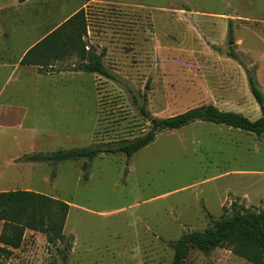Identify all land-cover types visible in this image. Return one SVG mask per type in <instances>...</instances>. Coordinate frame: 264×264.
Segmentation results:
<instances>
[{"label":"rangeland","instance_id":"374dc122","mask_svg":"<svg viewBox=\"0 0 264 264\" xmlns=\"http://www.w3.org/2000/svg\"><path fill=\"white\" fill-rule=\"evenodd\" d=\"M105 1L81 9V40L114 80L88 73L51 79L43 66L31 84L0 86V192L29 191L69 208L63 242L24 228L18 248L0 243L8 250L0 264H169L168 243L183 233L235 210L264 211V135L213 123L162 131L129 159L17 161L132 139L148 132V115L201 105L260 117L245 69L264 94V0ZM46 48L47 62L61 50ZM66 49L57 68L78 61L64 39ZM183 264L255 263L224 247L191 250Z\"/></svg>","mask_w":264,"mask_h":264},{"label":"trees","instance_id":"16d2710c","mask_svg":"<svg viewBox=\"0 0 264 264\" xmlns=\"http://www.w3.org/2000/svg\"><path fill=\"white\" fill-rule=\"evenodd\" d=\"M81 1L88 2L90 0ZM85 32L84 12L79 10L52 34L35 45L22 62H30L40 66L39 70H42L43 66H48L46 46L53 38L63 35L66 44L75 51L78 57L76 65L70 71L97 74L114 80L105 68L101 54L86 50V45L81 40ZM32 54H38L39 57L29 60ZM231 57L239 61L236 55ZM53 71V69L47 68L44 73ZM245 71L250 93L260 112V117L255 120H250L238 112L219 110L212 104L201 105L166 118H153L148 132L132 139L94 144L80 149L31 153L20 157L17 161L23 163L89 161L101 155L118 153L129 159L134 153L151 144L158 133L181 129L195 122L213 123L260 137L264 135V94L251 71L248 69ZM140 111L145 113L144 106H141ZM68 211V204L37 193L29 191L0 192V222L2 223L0 243L11 248H18L24 228L48 234L49 242L54 239L63 242L65 239L63 228ZM168 245L173 251L169 264H183L191 250L209 254L216 248L224 247L231 248L234 254L255 264H264V211L254 213L235 210L229 216L224 215L211 220L208 229L183 233ZM65 248L68 249L67 246ZM0 251L7 253L8 250L0 247Z\"/></svg>","mask_w":264,"mask_h":264},{"label":"crops","instance_id":"0c3cea01","mask_svg":"<svg viewBox=\"0 0 264 264\" xmlns=\"http://www.w3.org/2000/svg\"><path fill=\"white\" fill-rule=\"evenodd\" d=\"M105 3V0H92ZM88 3L81 0H0V86L11 82L21 84V82L37 81L43 74H39L40 66L30 62L23 63L26 54L41 40L52 34L61 25L68 21L75 13L85 9ZM59 6V8H58ZM59 12L57 11V8ZM61 12H64L61 13ZM61 43L59 44V41ZM57 50L56 57L48 61L46 70L53 69V72H45L51 79H62L65 73L83 74V72L70 71L77 62L66 66L65 69L57 68V63L67 62L68 59L61 58L68 50H64V36L53 38L50 42ZM35 54L29 60L35 59ZM72 61H76L75 55L70 54ZM37 69V71H34ZM97 75V74H93ZM27 84V83H25ZM3 109L9 110L3 106ZM9 112V111H8Z\"/></svg>","mask_w":264,"mask_h":264},{"label":"water","instance_id":"95a60500","mask_svg":"<svg viewBox=\"0 0 264 264\" xmlns=\"http://www.w3.org/2000/svg\"><path fill=\"white\" fill-rule=\"evenodd\" d=\"M231 43H232V42H231ZM217 53L220 54V51H217ZM147 119L150 121V120L153 119V116H152V115H148V116H147Z\"/></svg>","mask_w":264,"mask_h":264}]
</instances>
